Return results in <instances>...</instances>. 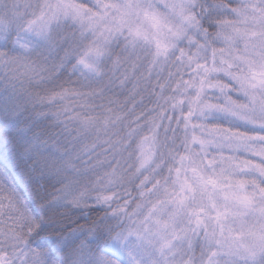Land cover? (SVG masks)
Instances as JSON below:
<instances>
[{
  "label": "clouds",
  "instance_id": "clouds-1",
  "mask_svg": "<svg viewBox=\"0 0 264 264\" xmlns=\"http://www.w3.org/2000/svg\"><path fill=\"white\" fill-rule=\"evenodd\" d=\"M69 2L85 18L83 29L61 16L54 50L16 49L10 54L23 60L0 63V147L8 144L23 160L18 200L0 199V261L36 264L40 253L47 264H92L97 250L87 237L96 229L106 239L120 234L123 251L112 257L115 264H246L244 250L264 235V176L228 166V156L246 154L228 147L221 129L248 125L218 108H196L185 120L189 104L185 99L180 106L176 88L178 81L181 87L193 79L199 84L205 73L197 66L205 65L216 70L207 74L201 102L223 105L228 96L251 108L249 95L257 104L264 100V0ZM136 31L142 35L134 37ZM68 37L75 47L57 71ZM133 39L139 58L128 56ZM97 43L108 51L95 59L98 71H90L80 59ZM158 45L166 46V54L154 58ZM118 54L121 62L114 65ZM33 60L57 72L55 83L80 95L37 99L49 94L52 82L24 75L23 63ZM121 80L123 89H113ZM208 81L227 87L222 92L207 87ZM137 84L147 87L143 101L107 128L83 131L78 119H67L88 113L83 100L99 106L101 94L114 90L123 98ZM161 84L163 95L174 97L167 104L155 103L152 95L161 93ZM17 102L24 110L11 118ZM64 109L65 119L57 121L53 113ZM144 140L152 146L146 162L139 148Z\"/></svg>",
  "mask_w": 264,
  "mask_h": 264
},
{
  "label": "snow or ice",
  "instance_id": "snow-or-ice-1",
  "mask_svg": "<svg viewBox=\"0 0 264 264\" xmlns=\"http://www.w3.org/2000/svg\"><path fill=\"white\" fill-rule=\"evenodd\" d=\"M216 7L222 8V5ZM71 10V11H70ZM61 16H71V18L78 22L82 29L85 24V18L79 9L71 4L69 0H58V3H51V0H0V63H17L23 60L20 55H11L10 53L16 49H23L25 51H31L38 45L47 47L49 51H52L57 46L56 28L61 24ZM88 27H93V22L88 21ZM15 34V35H13ZM142 35L139 31L133 33L134 37ZM69 39V46L64 49V56L60 62L55 66L57 71L61 69L65 62L72 56V49L75 47V43ZM110 37H105L107 42ZM133 45V49L128 52V56L133 54L139 58V53H135L134 45L135 39L127 42ZM108 49L103 44L97 43L95 45H89L85 50L83 56L80 59V63L84 64L90 71H98L96 68L95 59L103 55ZM166 54V46H157V51L151 54L155 57ZM145 56L150 53L145 52ZM119 54L116 56L114 65H118L121 62ZM91 61V62H90ZM204 68V75L200 77V83L197 84L195 79L191 81H184V86H180V82H177L176 91L181 98L179 101L180 106H183L186 99L189 104L190 111L182 113L185 120L191 115V111L199 108L203 111L206 108H218L226 113L234 115L240 121H243L248 125L247 128L241 129L240 126H234L226 129H221V134L225 135V139L230 141L228 147L235 150H242L246 155L237 158L235 156H228V166L236 165L237 167L243 165L245 169H255L260 175L264 176V100H260L257 104V98L254 95H249V99L252 102V107L249 108L244 104H237L231 97L225 96V104L214 105L208 102H201L203 90L205 88V80H207V74L210 71L216 69H209L205 65H198ZM24 75L29 79H35L39 82H52V89L49 90V94L45 97H38L37 99L43 101L45 99L53 101L56 97L67 95H80V93L69 86H65L64 82L59 84L55 83V76L57 72L49 69V67L42 62L33 60L31 62L23 63ZM73 70H76V66H73ZM242 87L245 90L248 87L247 79L241 80ZM47 86V85H46ZM124 81L121 80L119 84H112L113 89H123ZM207 87H220L223 92L227 86L220 81H208ZM161 93L152 95L156 96L155 103L160 104L161 101L164 104L173 101V96L163 95L164 84L160 85ZM189 88H195V94L186 96ZM144 91H147L146 86L136 85L135 90L131 91L129 96L121 98L120 94L112 91L109 95H100V104L97 106L93 102L83 100L85 108L88 110L86 115L75 113L67 119L79 120L80 130L89 131L96 128L98 131L101 126L107 128L110 123L118 122L128 115L129 112H133L136 109L138 103H141L144 99ZM140 95V100L135 99L136 95ZM29 99H32L31 93L27 94ZM129 104L131 107L129 108ZM177 105L173 103V107ZM99 107L100 113L95 114L96 108ZM236 108L243 109L242 112L235 111ZM127 109V111H125ZM24 110V103L17 102L11 109V118ZM64 110H58L53 113V116L57 121H63ZM38 117L45 115L44 113H37ZM142 113L137 115V119L141 118ZM9 117H5L7 120ZM187 127V124H185ZM66 130L71 129L68 125H65ZM23 133V129L19 130ZM135 128L129 130L130 135H134ZM193 140H199L201 144L205 141L200 140L199 137L193 136ZM151 143L144 140L140 143L139 148L141 154L144 156V162L150 158ZM31 145L25 151H30ZM23 169V160L17 156L10 149L8 144H4L0 147V199L7 198L11 202H16L19 196L18 184L16 176L17 170ZM223 171V170H222ZM26 179L34 180L35 177L28 176ZM264 192V189H261ZM245 200L250 199L245 196ZM88 243L92 244L97 250L94 255L92 264H115V260L112 257L120 254L123 251L122 240L120 234L117 233L115 237L106 239L103 231H97L96 229L89 230ZM36 264H47L46 260L40 253H37ZM243 256L246 260V264H264V235L259 236L253 241L243 252ZM3 264V261H0Z\"/></svg>",
  "mask_w": 264,
  "mask_h": 264
}]
</instances>
